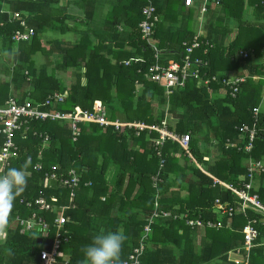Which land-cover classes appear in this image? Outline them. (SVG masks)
Instances as JSON below:
<instances>
[{
  "label": "trees",
  "instance_id": "obj_1",
  "mask_svg": "<svg viewBox=\"0 0 264 264\" xmlns=\"http://www.w3.org/2000/svg\"><path fill=\"white\" fill-rule=\"evenodd\" d=\"M150 1L160 15L152 42L142 38L139 26L149 0H0V9L20 11L35 30L32 38L16 41L13 37L22 29L20 23L10 21L7 13L0 14V23L4 22L0 24L1 50L6 47L15 61L9 67L10 79L1 83L6 91L0 93V105L17 95L21 102L50 100L51 107L71 112L78 105L92 109L99 99L111 119L153 124L168 118L170 129L191 133L189 150L167 140L159 156L153 142L157 131L146 129L136 135L134 130L104 131L96 123L83 122L74 140L69 120H31L26 137L21 132L16 138L19 157L10 167L22 168L30 161L26 169L30 175L26 174V185L7 211L8 236L0 241V264H41L37 256L44 248L38 242L42 232H21L17 217L37 212L53 227L56 215L41 210L34 200L44 196L54 203L71 204L72 190L47 177L54 165L62 172L75 169L81 175L75 206L65 212L69 239L61 253L70 257V264H83L84 248L101 231L124 233L118 264L127 260L145 236L156 201L159 209L179 217L153 221L140 264H237L228 260V254L244 246L243 230L249 219L258 220L250 264H264V213L250 207L239 211V196L223 184L241 188L250 180L248 160L264 161V0H222L219 6L210 4L205 17L202 40L212 44L204 56L210 61L211 74L246 73L236 98L224 95L217 82L198 87L195 78L168 96L161 84L146 78L156 62L155 47L163 64L180 60L184 42L191 43L199 30L196 11L185 6L184 0ZM71 5L80 13L69 10ZM105 5L109 9L100 19ZM179 9L184 13L181 20L175 16ZM48 34L54 36L50 48L44 44L50 41ZM38 54L57 56L52 70L37 64ZM198 54L203 55L202 50ZM68 72L75 76L69 85L63 79ZM55 93L63 95L64 101ZM245 125L258 129L250 151L245 149L249 138L239 130ZM38 162L43 164L39 171L34 169ZM155 175L161 179L156 187ZM255 175L252 193L264 203V172ZM218 199L226 213L217 208ZM190 218L200 223L191 226ZM208 221L222 226H210ZM242 254L246 255L245 249Z\"/></svg>",
  "mask_w": 264,
  "mask_h": 264
},
{
  "label": "built area",
  "instance_id": "obj_2",
  "mask_svg": "<svg viewBox=\"0 0 264 264\" xmlns=\"http://www.w3.org/2000/svg\"><path fill=\"white\" fill-rule=\"evenodd\" d=\"M222 0H184V4L187 7L193 8L196 11V16L199 21V30L194 36L191 43L184 42L185 50L182 52L181 59L175 60L170 59L167 64L160 62V51L156 49V62L152 64L145 76L150 81L161 84L165 90L166 94L169 96L178 88H184L187 81L190 78H195L198 87L209 86L210 84L217 82L221 84V92L226 95H230L236 98L240 92L241 84L246 80L245 75H237L232 71L226 73H216L211 74L210 72V61L207 57L209 54V49L212 44L209 41H203L202 36L205 34V17L209 10V5L213 4L215 6L221 5ZM264 3V2H263ZM7 13L10 21L20 23L22 29H18L15 32L14 39L16 41L28 40L32 38L35 34V30L29 27L26 18H23L20 11H12L7 8H1L0 14ZM143 14L145 15L144 20L140 23V30L142 33V38L147 39L152 42V35L154 34L155 27L160 21V15L157 12L156 6L149 0V3L143 8ZM4 25V22L0 23ZM203 44L205 47L203 48ZM202 50V54L198 52ZM240 55L245 58L249 56L247 51H240ZM131 62L128 61L127 64ZM263 64H264V48H263ZM255 79L259 78L254 76ZM141 84L137 82V91L140 90ZM59 101H64V96L55 93L54 95ZM255 116L260 112V106L254 109ZM69 120L71 128L73 130L74 140L77 139L80 132L78 131V126L80 123H96L107 131L109 128H114V130H134L136 135L146 129L152 131H157L158 136L153 139L157 153L159 156L162 155L160 148L164 145L167 140H172L178 142L183 146L184 149L189 150V143L191 140V133H178L173 129H170L169 120L165 118L161 123L148 124L142 120L128 121L121 118L111 119L108 116V110L102 100H95L92 109H84L81 106H76L71 112H63L51 107L50 100L44 101L41 104L33 103L32 100L20 101L17 95L11 96L3 105H0V175L4 174L7 169L11 166L14 159L19 157V146L16 142L17 134L23 133V137H26L27 131L29 130V122L31 120ZM239 130L246 133L249 138L248 143L245 145L247 151L252 150L254 141L258 135V129L256 126L250 128L245 125L239 127ZM49 136L45 137V142H48ZM232 146V145H231ZM191 155V153H190ZM165 164V159L162 158L160 162V167L162 168ZM35 170H42L43 164L38 162L34 166ZM247 172L249 176V181L245 182L241 188L234 187L231 184L223 183L228 188L232 189L239 198V204L236 207L239 211L245 212L247 208H253L259 212L264 213V203L260 200L257 193H252L254 188V177L256 173L264 172V161L262 160H248ZM30 175V171L26 172ZM79 173L75 169H70L67 172H62L59 170L58 165H54L52 169L47 173V177L54 181H57L60 186L64 188L71 189L70 194V205H63L49 201L44 196H39L34 200V204L39 206L41 210H45L54 213L56 216L54 218L53 227L51 223L42 215L37 212H33L28 218L17 217L20 225L22 226L21 232H28L32 230H39L42 232V238L45 242L46 239H52L51 249L43 248L39 256V262L41 264H70V257L68 255L61 253V248L65 242L68 241L69 236H67L68 231L65 227L69 218L66 216L65 212L70 207H74V199L76 197V189L80 185ZM108 179H111L113 175L109 173ZM154 186L156 187L161 181L159 175L153 177ZM222 183V181H220ZM90 184V183H89ZM53 198H55L53 196ZM105 199V197H103ZM24 202V200H22ZM29 202L28 205H31ZM14 203L11 207L0 206V240L7 237L6 232L3 228L7 224L6 214L7 211L13 208ZM159 201L155 203V210L153 214L148 218V223L145 226V236L140 242V245L135 247L133 252L130 254L127 260H124L120 264H140L141 257L145 251L146 243L145 238H147L148 233L151 231V225L153 221L159 217L170 218L179 217L177 214L170 210L159 209ZM216 206L218 209H222V213L227 212V208L223 205L220 200L216 201ZM234 208H230L229 214L233 215ZM182 217H187V215H180ZM199 219H187V224L194 226L199 224ZM257 219H249L244 227L243 232L245 233V244L241 248L233 249L229 251L228 260L233 261L237 264H250V250L254 245V241L258 235V229L256 224ZM208 225H215L218 227L222 226V223L213 224L208 221ZM51 228H53V233L51 235ZM43 242V243H44ZM246 250V255L242 254L243 250Z\"/></svg>",
  "mask_w": 264,
  "mask_h": 264
},
{
  "label": "clouds",
  "instance_id": "obj_3",
  "mask_svg": "<svg viewBox=\"0 0 264 264\" xmlns=\"http://www.w3.org/2000/svg\"><path fill=\"white\" fill-rule=\"evenodd\" d=\"M29 163L26 161L22 168L10 167L0 175V206L13 205L17 193L27 183L26 169ZM125 240L126 236L120 231H101L84 248L83 264H118Z\"/></svg>",
  "mask_w": 264,
  "mask_h": 264
},
{
  "label": "rangeland",
  "instance_id": "obj_4",
  "mask_svg": "<svg viewBox=\"0 0 264 264\" xmlns=\"http://www.w3.org/2000/svg\"><path fill=\"white\" fill-rule=\"evenodd\" d=\"M179 1V0H178ZM64 2V1H63ZM180 2V1H179ZM65 3V2H64ZM109 9V6L108 5H105L103 7L100 8V19H102V17L106 14V12L108 11ZM69 10L73 11V13H80V11L78 10V8L76 6H73L71 5L69 7ZM184 13L182 12L181 9H179L176 13V17L181 20L182 18H184ZM54 34H57V33H54ZM53 34H48L47 35V39H50V41H45L44 44L46 46V48H50L51 47V44H52V38L54 36H52ZM73 37V36H71ZM1 44H0V84L3 82V81H6V80H9L10 77H9V67L13 64H15L14 62V59H13V56L10 52H7V49L5 47V50H1ZM163 56L167 57V54L163 53ZM56 57L55 55H45V54H38L37 55V64L38 65H42V64H46L48 65L49 69L52 70L53 68V62L55 63L57 60H56ZM53 61V62H52ZM64 82H66L68 85L71 83V81L75 78V76L71 73V72H68L67 74H64ZM6 91V86L5 84H1L0 85V93ZM122 119V118H121Z\"/></svg>",
  "mask_w": 264,
  "mask_h": 264
},
{
  "label": "water",
  "instance_id": "obj_5",
  "mask_svg": "<svg viewBox=\"0 0 264 264\" xmlns=\"http://www.w3.org/2000/svg\"><path fill=\"white\" fill-rule=\"evenodd\" d=\"M38 242L40 243V244H43V238L42 237H40L39 239H38ZM52 239L51 238H48V239H46L45 240V242H44V248H46V249H51V247H52ZM37 260L39 261V256H37Z\"/></svg>",
  "mask_w": 264,
  "mask_h": 264
},
{
  "label": "crops",
  "instance_id": "obj_6",
  "mask_svg": "<svg viewBox=\"0 0 264 264\" xmlns=\"http://www.w3.org/2000/svg\"><path fill=\"white\" fill-rule=\"evenodd\" d=\"M79 10V9H78ZM235 35V33L232 35V36H234ZM233 37H231V39H232ZM139 58V57H138ZM207 158V157H206ZM113 171H114V169H113ZM112 171V172H113ZM27 172V171H26ZM3 230H4V232H6V234H7V236H8V228L7 227H4L3 228ZM5 239H7V237L5 238ZM5 239H1L0 241L1 242H3V241H5ZM43 245H44V243H43Z\"/></svg>",
  "mask_w": 264,
  "mask_h": 264
}]
</instances>
